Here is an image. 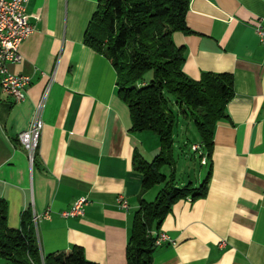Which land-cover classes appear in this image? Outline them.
Here are the masks:
<instances>
[{
    "label": "crops",
    "instance_id": "obj_1",
    "mask_svg": "<svg viewBox=\"0 0 264 264\" xmlns=\"http://www.w3.org/2000/svg\"><path fill=\"white\" fill-rule=\"evenodd\" d=\"M98 5L29 0L36 30L21 46L22 60L9 67L31 79L25 100L15 102L0 85V199L8 205L12 229L20 228L28 209L39 217L44 255L79 246L89 262L127 264L140 201H154L162 188L142 193L134 156L147 160L159 146L151 133L132 132L115 69L84 43ZM259 23L264 25V0H191L189 32L173 35L185 50L186 76L199 81L204 73L229 74L234 97L203 165L205 177L210 172L208 193L176 202L160 229L152 230L176 242L156 248L153 264H264V47L254 31ZM40 103L44 125L30 163L18 135L30 127ZM82 197L89 199L85 214L63 218ZM121 197L128 209L119 206Z\"/></svg>",
    "mask_w": 264,
    "mask_h": 264
},
{
    "label": "trees",
    "instance_id": "obj_2",
    "mask_svg": "<svg viewBox=\"0 0 264 264\" xmlns=\"http://www.w3.org/2000/svg\"><path fill=\"white\" fill-rule=\"evenodd\" d=\"M190 1L99 0L84 38L115 69L118 96L129 108L132 132L151 133L160 146L151 162L139 153L134 156V169L142 175V193L156 185L162 188L154 201H140L127 245V264H153L152 230L160 229L176 202L202 199L208 193L210 172L198 188L192 183L182 188L176 185L175 112L193 122L208 159L215 128L227 118L226 107L234 97L229 74L204 73L194 81L183 72L185 50L175 45L173 35L189 32ZM166 166L171 168L169 176L162 173ZM33 217L28 209L21 216L20 228H10L8 205L0 199V259L9 264H96L85 258L79 246L44 255Z\"/></svg>",
    "mask_w": 264,
    "mask_h": 264
},
{
    "label": "built area",
    "instance_id": "obj_3",
    "mask_svg": "<svg viewBox=\"0 0 264 264\" xmlns=\"http://www.w3.org/2000/svg\"><path fill=\"white\" fill-rule=\"evenodd\" d=\"M28 5L29 0H0V85L2 90L15 102L25 100V92L31 83L30 77L15 75L9 69L10 65L22 60L21 46L36 30L35 25L29 20ZM254 31L260 44L264 47V25L257 24ZM42 105V103L38 105L30 127L18 135L19 141L23 143V150L27 154H34L40 146L44 125L41 117ZM191 148L199 154L203 165V159L199 151H196V146L192 145ZM118 204L122 209H128V202L123 197L119 198ZM88 205L89 199L82 197L75 202L70 210L62 212L61 216L65 219L83 216ZM38 219L39 217L34 214L35 226L38 224ZM154 245L156 248L164 245L175 246L176 242L168 234L161 232L160 238L154 239Z\"/></svg>",
    "mask_w": 264,
    "mask_h": 264
},
{
    "label": "rangeland",
    "instance_id": "obj_4",
    "mask_svg": "<svg viewBox=\"0 0 264 264\" xmlns=\"http://www.w3.org/2000/svg\"><path fill=\"white\" fill-rule=\"evenodd\" d=\"M175 111H177L176 108ZM175 114L177 117V123L174 128L175 142L173 147V159L175 161L176 168V185L182 188L191 182L195 188H198L207 174V167L201 164L199 154L194 152L191 147L194 144L202 146L200 135L191 120H186L182 114L177 115L176 112ZM153 146L154 143L152 144L151 141L146 144L147 150H152ZM157 146H159V141L157 142ZM159 150L158 152H153L152 154H146V161L151 162L159 153ZM162 173L169 176L171 168L167 166L164 167L162 169ZM0 264L9 263L0 259Z\"/></svg>",
    "mask_w": 264,
    "mask_h": 264
},
{
    "label": "bare ground",
    "instance_id": "obj_5",
    "mask_svg": "<svg viewBox=\"0 0 264 264\" xmlns=\"http://www.w3.org/2000/svg\"><path fill=\"white\" fill-rule=\"evenodd\" d=\"M0 63H1V56H0ZM18 141H19V138H18ZM20 142V141H19ZM22 148H23V143L20 142ZM196 146V151H199V153L201 154V157L203 159V165H206V162H207V159H206V154L205 152L202 150V146H198V145H195ZM34 155H35V152L34 154H28V159L30 161V163H33L34 161ZM151 236H153L152 234H150ZM155 239H158L160 238V234H156L153 236Z\"/></svg>",
    "mask_w": 264,
    "mask_h": 264
}]
</instances>
